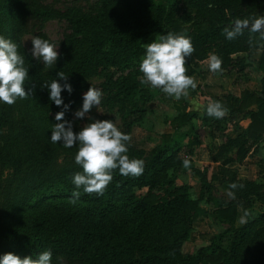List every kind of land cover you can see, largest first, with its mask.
Listing matches in <instances>:
<instances>
[{
  "label": "trees",
  "instance_id": "1",
  "mask_svg": "<svg viewBox=\"0 0 264 264\" xmlns=\"http://www.w3.org/2000/svg\"><path fill=\"white\" fill-rule=\"evenodd\" d=\"M181 1L182 8L180 0H100L99 7L85 11L74 5L59 8L44 0H0V35L18 45L29 69L25 88L34 86L31 96L12 106L0 101V257L11 252L36 258L50 250L52 264H61L60 258L62 264H264V156L258 161L259 179H241L228 166L255 151L264 138V41L247 29L229 41L223 31L237 18L264 15V0ZM51 18L63 19L67 30L58 42L56 65L47 67L24 48L21 36L32 32L35 38L49 41L42 27ZM169 32L191 37L195 52L188 60L202 58L208 49L223 65L231 62L235 52L255 54L262 72L260 87L245 88L238 96L214 94L200 115L182 110L173 119V130L161 133L147 158L142 148L130 144V159L145 162L143 175L125 177L116 170L103 196L84 194L81 189L80 199L71 203L72 177L82 171L74 159L78 146L68 149L50 142L54 124L61 122L52 114L63 109L41 85L57 80L58 72L69 76L73 92L65 90L61 95L70 105L65 118L72 121L88 90L84 79L113 67L120 73L107 72L97 87L103 92L101 107L137 111V102L152 97L140 83L144 45ZM215 101L247 119L245 129L227 136L212 154L235 200L212 194L206 168L190 162L200 180L199 197L188 185H175L171 174L184 161L179 152L185 138L189 144L195 142L188 133L193 118L218 126L224 120L225 116L217 119L206 113L207 105ZM124 124L126 129L119 130L128 134L131 122ZM82 126L74 123L73 131ZM232 183L243 188L230 189ZM141 188L146 190L138 192ZM253 197L263 209L235 225L238 205L241 202L244 210H251ZM200 199L212 203L216 215L230 225L186 255L183 244L193 221L207 214Z\"/></svg>",
  "mask_w": 264,
  "mask_h": 264
},
{
  "label": "clouds",
  "instance_id": "2",
  "mask_svg": "<svg viewBox=\"0 0 264 264\" xmlns=\"http://www.w3.org/2000/svg\"><path fill=\"white\" fill-rule=\"evenodd\" d=\"M250 33H259V39L264 41V15L235 19L224 28L227 40L232 41L244 34L245 30ZM31 55L37 61L43 60L47 67L56 65L60 57L55 44L39 37L31 40ZM251 44L252 41L250 40ZM146 53L140 62L139 71L143 74L141 84H147L153 89H160L164 94L176 100L189 95V90H195L197 83L192 76L186 75V64L195 52L191 37L183 34L167 33L160 35L144 45ZM209 70L212 73L222 72V59L211 54L208 58ZM25 58L18 51V45L11 39L0 35V101L12 106L18 99H27L33 94L34 86L26 90L29 77V69L25 66ZM58 79L50 84L41 85V88L49 90V99L62 111L55 114V123L51 130L50 142L61 144L64 148L78 146L75 155V164L82 171L74 173L72 183L75 190L72 192L71 203L75 204L81 197V189L84 194L103 196L111 182L116 170L125 177L138 178L143 175L145 162L142 159H130L129 146L132 137L119 130L112 119H94L90 114L93 108L99 109L102 102L103 92L97 87L90 86L83 95V104L75 111V119L87 118L90 122L84 124L81 129L73 131L74 121L65 118L70 110V105L65 104L61 93L65 90L69 94L73 87L69 83V76L64 72L57 73ZM59 81H64L60 83ZM227 108L219 102H211L207 105L206 113L213 118H223L227 114ZM185 168L190 166L189 160L183 161ZM243 185L232 183L230 189ZM229 197L235 198L234 192H228ZM195 199V197H192ZM247 215V213H245ZM52 252L50 250L33 256H20L11 252L0 257V264H52ZM61 264H62V258Z\"/></svg>",
  "mask_w": 264,
  "mask_h": 264
},
{
  "label": "rangeland",
  "instance_id": "3",
  "mask_svg": "<svg viewBox=\"0 0 264 264\" xmlns=\"http://www.w3.org/2000/svg\"><path fill=\"white\" fill-rule=\"evenodd\" d=\"M53 6L63 8L67 5L79 6L85 11H93L99 7L100 0H44ZM182 8V1L179 3ZM67 30V24L63 19L51 18L44 22L42 31L49 38V42L55 44L58 48V42L61 40L64 32ZM35 38L32 32H25L21 36V43L24 48L31 53V40ZM58 50V49H57ZM210 50L202 58H194L188 60L186 64V75L192 76L196 83L195 90H189L187 97H182L176 100L164 94L160 89H153L147 84H142V87L152 93V97L143 102H137L138 110L127 111L123 113L117 108L105 109L99 106V109L93 108L90 114L94 119L98 116L102 120L112 119L119 129H126L125 121H130L129 135L132 137L131 145L142 148L143 156L147 158L150 155L151 148L160 140V135L163 132L173 130V119L182 110H195L199 115L202 113L203 105L211 101L212 95H225L231 93L238 96L245 88L260 87L261 70L257 66V58L255 54L246 51H239L231 54V62L223 65L222 72L212 73L209 70L208 58L211 55ZM111 71L117 75L119 70L113 67L103 68L97 74L85 78V83L88 88L90 86L98 87L105 79L107 72ZM143 74L141 75L142 78ZM80 108L74 110L72 121L75 124L84 125L90 122L87 118L75 119L74 113ZM127 112V113H126ZM55 119V113L52 114ZM125 117V119H124ZM194 126L188 129L189 135L195 137V142L189 144L185 138L183 146L179 152V157L183 160H190L191 164L206 168L208 177L212 183V194L225 200H235L228 195V189L224 183L223 177L218 173L219 162L212 160V154L217 147L225 140L227 136H236L245 129L247 119L241 117L237 112H227L218 125L207 124L203 125L198 117L193 118ZM184 128H188L185 126ZM253 152L240 162H233L228 166L236 170L237 175L241 179L253 178L259 179L260 174L258 163V155L264 156V138ZM256 153L258 155H256ZM256 162V163H255ZM171 174L174 179V184L188 185L190 191L195 197H199L200 180L199 177L191 170L190 167L185 168L183 163L171 169ZM146 189L141 188L138 192H144ZM161 191V190H160ZM252 209L244 210L242 203L238 205V218L235 225L239 224L247 216L255 214L256 211L263 209L262 203L251 198ZM200 203L207 209V214L196 218L192 223V230L189 238L183 244L184 254H190L204 244L208 243L209 236L223 232L229 227V222L220 219L215 213V206L203 199Z\"/></svg>",
  "mask_w": 264,
  "mask_h": 264
},
{
  "label": "crops",
  "instance_id": "4",
  "mask_svg": "<svg viewBox=\"0 0 264 264\" xmlns=\"http://www.w3.org/2000/svg\"><path fill=\"white\" fill-rule=\"evenodd\" d=\"M258 88H259V87H258ZM256 155H258V154L256 153ZM257 157H258L257 159H258V161H259V159H260V157H262V155L259 154ZM255 163H256V162H255ZM256 165L258 166V163H256ZM257 171H259V169H258ZM249 179H250V178H249ZM251 179H254V177L251 178ZM238 215H239V214H237V218H238ZM246 217H247V215H246ZM246 217H245V219H246ZM237 218H236V220H237ZM245 219H244V220H245ZM244 220H242L239 224H241ZM239 224H236V225H239Z\"/></svg>",
  "mask_w": 264,
  "mask_h": 264
}]
</instances>
